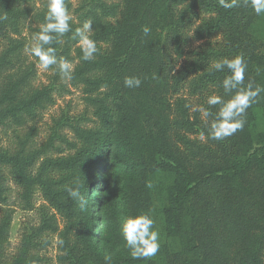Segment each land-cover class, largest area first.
<instances>
[{
  "label": "trees",
  "instance_id": "obj_1",
  "mask_svg": "<svg viewBox=\"0 0 264 264\" xmlns=\"http://www.w3.org/2000/svg\"><path fill=\"white\" fill-rule=\"evenodd\" d=\"M24 1L0 0V15L8 17L0 22V38L8 43L0 55V73L7 71L0 84L3 127L22 126L52 102L47 89L26 94L34 75L32 65L14 70L30 46L25 38L9 35L19 34L20 24L30 17L32 45L47 11V0H38L35 12L21 8ZM66 5L73 16V31L85 20L93 21L92 38L99 48L93 60L84 61L78 40L71 39V34L53 45L58 58L75 62L70 83L82 89L89 116L70 126L73 139H63L65 148L58 152L66 154L61 156L43 157L50 151L49 144L30 149L26 136H18L11 150L0 147V204L6 205L7 181L18 188L23 209L33 208L38 192L47 205L41 207L44 218L38 233L57 230L54 214L47 215V209L54 210L65 220L59 232L64 259L68 264H86L96 255L87 214L65 188L80 183L87 198L95 170L114 147L121 167L141 173L142 184L137 192L131 190L126 217L149 211L153 216L154 203L146 184L155 176L171 177L161 208L163 233L172 245L162 250L165 264H264V93L247 110L242 130L223 140L210 139L213 117L198 124L190 121L181 100L176 112L173 109L171 98L185 78L181 73L171 75L161 37L164 29L173 27L179 40L189 11L208 14L201 22L202 30L208 35L220 33L222 44L206 57L214 62L242 54L247 63L245 83L251 80L264 86V45L258 43L253 29L260 15L243 0L232 9H224L218 0H79L75 5L66 0ZM144 26L151 29L148 36L142 32ZM227 72L211 71L208 66L195 86L208 96L220 94L227 100L232 93L225 94L221 86ZM126 76L140 77L141 86L125 87ZM208 107L206 103L204 108ZM218 110L219 106L210 109L212 113ZM174 113L179 119L172 118ZM187 133L202 135L204 142ZM39 158L42 161L33 174ZM11 220L12 211L2 210L0 264H27L31 234L14 257L5 256Z\"/></svg>",
  "mask_w": 264,
  "mask_h": 264
},
{
  "label": "rangeland",
  "instance_id": "obj_2",
  "mask_svg": "<svg viewBox=\"0 0 264 264\" xmlns=\"http://www.w3.org/2000/svg\"><path fill=\"white\" fill-rule=\"evenodd\" d=\"M72 2L75 5L79 0H72ZM21 8L32 9L35 12L39 8L38 0H25L21 4ZM179 8L183 10V7ZM177 17L178 15L175 14L174 21ZM185 17L187 20L180 28L179 40L172 33L173 27L164 29L161 32V37L162 40L164 39V46L168 52L171 75L177 76L181 73L185 78L179 86V92L173 94L171 98L173 109L175 111L177 101L181 100L186 106L187 117L190 121L194 120L198 124L204 120L201 109L206 104L208 93L195 84L204 69L212 64L211 57H206V53L219 50L222 37L220 33L212 32L208 35L202 30L201 22L208 19V14L198 12L194 15V11H189ZM29 25H32L30 17L24 19L20 24L19 34L11 33L9 36L21 40L25 38L28 46H31ZM253 29L258 43L264 45V15H260L259 19L254 21ZM7 46V39L0 38V55ZM21 56V61L16 63L18 66L14 70L18 68L20 71L32 65L34 72L25 88L26 94L29 95L39 89H47L52 102L44 109L38 110L35 116L28 119L22 126H0V147L11 150L15 146L18 136H26L29 138L27 142L30 149H42L46 144H49L50 151L46 155L43 154V157H57L66 154V151L64 153L58 151L60 148H65L63 139H73L70 126L82 117L89 116L86 113L88 110L84 101L85 95L79 86H74L70 80L63 79L55 66L43 70L26 50L22 52ZM70 63L74 66L75 62ZM0 74L1 84L7 71ZM172 118L179 119L176 113ZM187 135L193 140L204 142V137L198 133H187ZM117 153L114 147L108 149L104 163L94 172L95 182L89 188L87 196L89 207L85 211L89 223L90 244L96 255L86 264H165L162 250L172 245L171 240L163 233L161 208L165 204V187L170 183L171 177L155 176L151 179L153 187L150 190L154 203L152 217L155 221V228L160 234L159 251L150 259L134 260L130 256V250L122 236L121 225L131 203V190L137 192L142 184L141 173L121 167ZM41 161L40 158L36 161L32 169L33 174ZM6 185L8 187L7 201L6 205L0 204V217L2 210L8 208L12 211V220L5 256L14 257L25 236L31 234L27 264H68L67 259H64L65 253L59 249L60 244L57 243V240L60 239L59 232L64 228V218L54 210L47 209L48 216L51 214L55 216L53 222L56 224L57 230H44L38 233L37 229L44 218L41 207L45 208L46 203L36 192L33 196V208L23 209L18 188L10 181H7ZM107 218H109V222H107ZM106 257H110V259L106 260Z\"/></svg>",
  "mask_w": 264,
  "mask_h": 264
},
{
  "label": "clouds",
  "instance_id": "obj_3",
  "mask_svg": "<svg viewBox=\"0 0 264 264\" xmlns=\"http://www.w3.org/2000/svg\"><path fill=\"white\" fill-rule=\"evenodd\" d=\"M224 9H232L240 6L241 0H218ZM246 6H250L256 15H264V0H243ZM7 15H0V22L6 21ZM73 16L70 14L66 0H47V11L44 16V23L34 35V43L27 50L31 55L38 58L40 67L48 70L55 66L65 80L72 79L74 66L63 58H58L57 49L53 45L60 37L71 34L70 38L78 40L82 52V60L91 61L99 52L96 41L92 38L94 30L92 20H85L81 26L72 28ZM151 29L148 26L142 28L145 36H148ZM228 70L221 81L224 93H232L229 99L225 100L220 94H211L207 97L208 108L201 109L205 120L213 117L209 124L208 136L213 140H223L242 130L246 123L247 110L257 102L264 93V86L249 80L245 83L247 63L242 54H236L231 58H221L212 62L211 71L223 72ZM124 86L127 88H138L142 80L138 76H126ZM219 106L216 113L210 111L211 107ZM152 188L151 182L146 184ZM82 185L76 183L73 187H66L68 197L75 201L81 211L89 207V200L81 191ZM121 233L130 250V256L134 260H146L154 257L160 248V234L155 228V221L150 213H140L135 216L124 218L121 225ZM57 243L63 245L64 241L58 239ZM110 257H106V260Z\"/></svg>",
  "mask_w": 264,
  "mask_h": 264
}]
</instances>
